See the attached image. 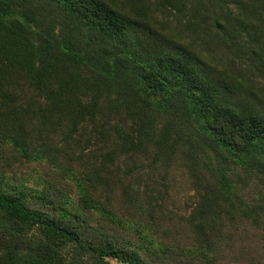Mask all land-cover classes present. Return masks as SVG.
Returning a JSON list of instances; mask_svg holds the SVG:
<instances>
[{"label":"rangeland","instance_id":"1","mask_svg":"<svg viewBox=\"0 0 264 264\" xmlns=\"http://www.w3.org/2000/svg\"><path fill=\"white\" fill-rule=\"evenodd\" d=\"M34 1L41 31L23 40L33 52L29 66L23 75L20 62L0 79V189L75 223L84 240L118 244L146 264H264V134L246 152L217 144L198 93L175 73L156 72L155 80L166 79L164 102L174 105L162 111L149 79L128 73L118 50L110 61L122 69L107 77L90 54L70 57L63 48L77 31L61 2ZM106 1L187 45L246 88L245 97L264 101V0H227L221 8L220 20L239 29L234 41L212 24V13L206 18L210 0ZM12 6L5 20L20 15ZM7 49L0 47L1 73L13 60ZM60 62L67 63L62 87L50 89ZM40 65L55 66L46 80ZM183 98L185 109L174 104Z\"/></svg>","mask_w":264,"mask_h":264},{"label":"trees","instance_id":"2","mask_svg":"<svg viewBox=\"0 0 264 264\" xmlns=\"http://www.w3.org/2000/svg\"><path fill=\"white\" fill-rule=\"evenodd\" d=\"M59 1L67 14L65 20L70 28L77 31L71 43L63 48L70 57L80 60L82 53L90 54L94 63L92 67L107 77L122 69L121 65H116L119 69L114 71V64L110 61L111 54L118 50L126 58L127 65L123 66L129 69L128 73L149 79L148 87L156 94L154 104L162 111H168L174 105L164 102L166 79L155 80L156 72L168 70L175 73L184 86H191L198 93L199 105L205 108L208 124L219 145L226 144L234 150L246 152L248 144L264 134V101L258 98L254 102L245 97L241 91L246 88L234 86L230 80L217 75L187 45L162 35L143 19L117 9L106 0ZM13 3L21 7L17 11L20 15L15 21L5 20L8 10L15 12ZM210 3L206 18L212 13L213 18H209L212 24L215 23L216 28L229 39L236 40L238 27L235 24L230 27L231 20L226 25L218 14L227 0H210ZM36 5L34 0H0V47H8L7 52L13 56L11 63L4 65L5 72H0V79L11 77L12 72L19 69L17 66L20 62L22 65L18 72L25 75L24 70L29 66L24 65L28 61L27 54L33 52L29 50L30 53H27L28 47H24L23 40L30 33L41 31L40 20L35 16L38 12L33 10ZM252 32L251 39L256 37ZM64 60L68 59L65 57ZM2 62L0 60V64ZM66 66L67 63L62 66L60 62L58 80L50 89H55L56 84L62 87L61 79ZM54 70V65H40L38 72L46 80ZM134 78L141 88L145 86L144 79L142 81L138 75H134ZM76 87V84L71 85V89ZM183 100H175L174 104L182 101L183 107ZM187 105L185 100L183 109ZM83 198H87L85 194ZM80 231L75 223L46 216L29 206L19 195L0 189V264H90L88 260L78 259L77 252L94 258L98 264H107V256L119 258L126 264H146L137 254L118 244L109 241L88 242ZM65 247L74 250L64 251Z\"/></svg>","mask_w":264,"mask_h":264}]
</instances>
